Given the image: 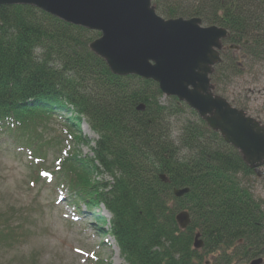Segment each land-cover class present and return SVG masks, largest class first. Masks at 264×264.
<instances>
[{
	"label": "trees",
	"instance_id": "trees-1",
	"mask_svg": "<svg viewBox=\"0 0 264 264\" xmlns=\"http://www.w3.org/2000/svg\"><path fill=\"white\" fill-rule=\"evenodd\" d=\"M153 4L166 18L204 15L231 32L232 44L241 32L264 36V0ZM98 37L35 6H0V134L8 133L14 149L42 166L51 146L39 126L64 121L73 143L51 171L67 182L61 195L76 214L94 215L99 233L114 238L127 264H251L259 258L264 264V213L239 185V171L247 168L239 151L184 102L167 96L165 106L154 80L114 74L89 48ZM232 76L235 62L226 54L211 76L215 93ZM177 118L183 122L174 136ZM85 122L99 138L93 156L82 157L79 144L89 146L80 134ZM101 174L113 181L96 180ZM182 188L189 192L177 197L174 190ZM13 211L0 212V250L20 242L5 220ZM182 211L191 216L185 230L176 220Z\"/></svg>",
	"mask_w": 264,
	"mask_h": 264
},
{
	"label": "water",
	"instance_id": "water-1",
	"mask_svg": "<svg viewBox=\"0 0 264 264\" xmlns=\"http://www.w3.org/2000/svg\"><path fill=\"white\" fill-rule=\"evenodd\" d=\"M14 3L33 5L70 24L99 31L100 38L90 49L105 59L114 74L154 80L164 96L195 110L209 129L240 151L249 166L264 163V126L216 94L211 80L214 67L222 61L227 29L205 27L196 17L164 18L152 0H0V6ZM188 192L189 188L174 190L177 197ZM176 220L183 230L192 224L187 211ZM202 245L196 233L194 246ZM262 263L263 258L251 262Z\"/></svg>",
	"mask_w": 264,
	"mask_h": 264
},
{
	"label": "rangeland",
	"instance_id": "rangeland-1",
	"mask_svg": "<svg viewBox=\"0 0 264 264\" xmlns=\"http://www.w3.org/2000/svg\"><path fill=\"white\" fill-rule=\"evenodd\" d=\"M159 2L163 8H168V0ZM238 82V76H232L228 84L220 82L218 84L220 95L224 92L229 101L237 103ZM257 82H262L263 86L264 78L260 76ZM255 86L257 88V85ZM261 92L264 93V87ZM254 98L257 105L264 108V98L260 94H256ZM161 100L165 106L168 105L166 97ZM187 118L195 120L194 116ZM179 119H175L173 123L174 136H177L182 128L183 120ZM39 129L42 139L51 146L42 166L34 164L27 151L21 154L18 148L14 149V145L8 139V133L0 134V144L6 143L5 147L0 149V212L6 213V209H14L13 214L4 216L5 220H11L13 227L17 228L16 232L20 239L12 248L2 247L0 264H127L121 258L120 249L114 238L99 233L100 225L94 222L93 214L77 212L81 220L76 221L69 210L71 206L66 204L67 198L62 204L57 199L62 185L67 187L65 179L53 185L45 178L36 179L40 167H43L41 170L44 171L55 170L56 160L61 157L62 149L72 144L63 120L51 118L43 123V127L39 126ZM74 131L79 134L76 129ZM80 134L89 140V146L79 144L81 156H93L92 148L98 135L93 134L86 124L82 126ZM95 178L106 182L113 181L107 174ZM100 207L101 213L111 218L105 207L103 205ZM26 209L34 211V217Z\"/></svg>",
	"mask_w": 264,
	"mask_h": 264
},
{
	"label": "flooded vegetation",
	"instance_id": "flooded-vegetation-1",
	"mask_svg": "<svg viewBox=\"0 0 264 264\" xmlns=\"http://www.w3.org/2000/svg\"><path fill=\"white\" fill-rule=\"evenodd\" d=\"M226 11L227 9L224 6L223 9L219 8L216 14L221 17L223 12ZM193 17L199 18L202 22L201 24L205 27L213 25L219 26L218 24H213L212 21H209L210 19L206 18L204 15H192L191 18ZM231 35L230 32L228 38L224 41L220 53L222 58L226 57V54L231 55L235 62V75L239 78V86L236 93L237 103H235V101L229 102L234 107L245 111L247 115L264 126V108L259 107L254 98L256 94H260L261 97L264 98V93L262 94L261 92L264 85L261 86L262 82H257L260 76L264 78V36L258 34L248 35L241 32L240 37L236 39V44L233 45L228 40ZM231 45L235 47H231ZM229 51L233 52L228 53ZM249 76L251 77L250 79ZM255 85H257V88H255ZM239 154L241 155L240 151ZM242 161L247 168L239 171V185L242 190L245 189L250 193L252 199L258 204V207H260L259 211L261 210L262 213H264V163L253 168L249 166L244 159ZM257 224L259 225L260 223L257 222Z\"/></svg>",
	"mask_w": 264,
	"mask_h": 264
}]
</instances>
